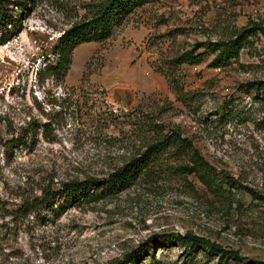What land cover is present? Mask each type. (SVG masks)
<instances>
[{
	"label": "rangeland",
	"instance_id": "rangeland-1",
	"mask_svg": "<svg viewBox=\"0 0 264 264\" xmlns=\"http://www.w3.org/2000/svg\"><path fill=\"white\" fill-rule=\"evenodd\" d=\"M13 1L7 11L23 28L0 41V264H114L150 238L136 264L264 261V89L251 85L264 80V33L224 66L206 48L250 20L264 27V0L149 1L83 60L72 53L62 84L43 68L91 0ZM194 43L201 61L175 65ZM154 119L189 138L216 173H183L189 155L172 146L152 177L119 193L60 215L34 204L63 181L103 177ZM186 232L245 260L185 253L174 235Z\"/></svg>",
	"mask_w": 264,
	"mask_h": 264
},
{
	"label": "trees",
	"instance_id": "trees-1",
	"mask_svg": "<svg viewBox=\"0 0 264 264\" xmlns=\"http://www.w3.org/2000/svg\"><path fill=\"white\" fill-rule=\"evenodd\" d=\"M149 1L153 0H91L85 5L82 17L63 30L58 37L53 49L56 61L45 64L43 71L47 72L56 83L62 84L72 61V53L78 45L106 40L111 35L114 26L118 25L136 7ZM13 2L26 8L25 3L21 0ZM7 5V0H0V25L6 30L2 33L0 41H4L12 32H18L23 28L20 21L14 18L13 13L7 11ZM9 25L10 27H8ZM259 32L264 33L262 23L250 20L229 37L208 42L206 48L214 54L212 65L220 67L228 64L231 59L237 57L248 38ZM199 48L200 44L194 43L190 49L175 56L172 62L175 65L199 63L203 56V54H195ZM251 85L257 91L264 89V80L253 81ZM172 146L183 148L189 155L191 163L180 165L183 173H205L209 176L216 173V168L203 158L189 138L181 136L178 131L173 129L166 131L161 123H157L154 119L146 122L143 126L138 149H135L119 165L106 171L103 177L63 181L57 189H43L41 195L35 197L33 202L37 206L47 203L52 211H57L56 215H60L69 205L95 200L103 194L105 196L119 193L140 179L152 177L156 173V166L159 165V157ZM58 199L62 203L59 204V207L54 208L53 205ZM174 239L183 244L185 253H194L200 248H205L209 254L219 256L220 260L225 257H232L241 262L245 260L237 251L191 232L175 234ZM151 242L150 238L123 258L116 260L114 264H136L137 260L148 251ZM253 264H264V261L254 260Z\"/></svg>",
	"mask_w": 264,
	"mask_h": 264
},
{
	"label": "crops",
	"instance_id": "crops-1",
	"mask_svg": "<svg viewBox=\"0 0 264 264\" xmlns=\"http://www.w3.org/2000/svg\"><path fill=\"white\" fill-rule=\"evenodd\" d=\"M125 36H127L125 33H123ZM96 47V42H87V43H82L78 45L74 51H73V57L74 59L76 58L77 62L80 60H83L89 52V50H95Z\"/></svg>",
	"mask_w": 264,
	"mask_h": 264
}]
</instances>
